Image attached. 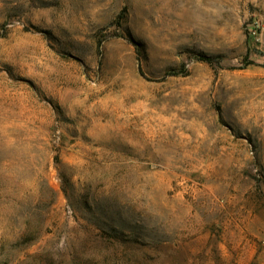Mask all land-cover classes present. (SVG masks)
<instances>
[{
    "label": "rangeland",
    "instance_id": "rangeland-1",
    "mask_svg": "<svg viewBox=\"0 0 264 264\" xmlns=\"http://www.w3.org/2000/svg\"><path fill=\"white\" fill-rule=\"evenodd\" d=\"M0 264H264V0H0Z\"/></svg>",
    "mask_w": 264,
    "mask_h": 264
},
{
    "label": "trees",
    "instance_id": "trees-1",
    "mask_svg": "<svg viewBox=\"0 0 264 264\" xmlns=\"http://www.w3.org/2000/svg\"><path fill=\"white\" fill-rule=\"evenodd\" d=\"M200 59L205 61V62H208L210 60V57L202 55V56H200Z\"/></svg>",
    "mask_w": 264,
    "mask_h": 264
},
{
    "label": "built area",
    "instance_id": "built-area-1",
    "mask_svg": "<svg viewBox=\"0 0 264 264\" xmlns=\"http://www.w3.org/2000/svg\"><path fill=\"white\" fill-rule=\"evenodd\" d=\"M258 29H261V30H263V28L262 27H259L258 25H257V27H254V32H253V34H256V32H257V30Z\"/></svg>",
    "mask_w": 264,
    "mask_h": 264
}]
</instances>
